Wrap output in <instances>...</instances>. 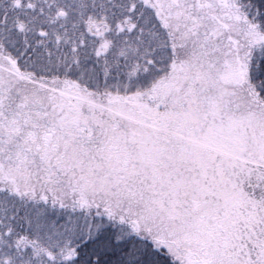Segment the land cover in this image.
Returning a JSON list of instances; mask_svg holds the SVG:
<instances>
[{
    "label": "snow or ice",
    "instance_id": "snow-or-ice-1",
    "mask_svg": "<svg viewBox=\"0 0 264 264\" xmlns=\"http://www.w3.org/2000/svg\"><path fill=\"white\" fill-rule=\"evenodd\" d=\"M0 264H264V0H0Z\"/></svg>",
    "mask_w": 264,
    "mask_h": 264
}]
</instances>
